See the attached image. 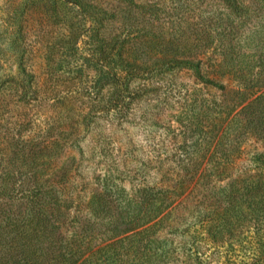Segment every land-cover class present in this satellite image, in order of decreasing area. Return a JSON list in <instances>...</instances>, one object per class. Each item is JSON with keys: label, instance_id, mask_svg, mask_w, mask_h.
<instances>
[{"label": "rangeland", "instance_id": "obj_1", "mask_svg": "<svg viewBox=\"0 0 264 264\" xmlns=\"http://www.w3.org/2000/svg\"><path fill=\"white\" fill-rule=\"evenodd\" d=\"M262 2L248 17H235L226 0H0V204L21 203L28 215L41 187L71 196L63 221L69 236L90 216L96 195L112 197L117 216L138 212L135 203L146 194L177 195L153 238L166 248L194 236L204 243L205 224L194 215L206 208V196L247 194L264 180V100L258 99L264 86L250 89L238 77L264 75ZM115 10L123 20L134 14L132 49L151 57L150 71L130 81L121 123L110 121L116 143L98 139L95 122L82 126L78 109L107 98L105 67L92 62V24ZM196 65L215 82L198 78ZM79 83L87 87L82 97ZM41 84L59 89L54 103L41 102ZM95 85L102 86L98 95ZM97 121L107 125V118ZM255 198L264 205L262 188ZM239 203L234 236L219 245L207 241L196 257L201 264L214 250L218 258L209 264H248L259 256L263 214H252L249 199Z\"/></svg>", "mask_w": 264, "mask_h": 264}, {"label": "trees", "instance_id": "obj_2", "mask_svg": "<svg viewBox=\"0 0 264 264\" xmlns=\"http://www.w3.org/2000/svg\"><path fill=\"white\" fill-rule=\"evenodd\" d=\"M129 1L133 3V0ZM226 1L235 6V17H248L252 5H255L254 9L257 10L263 5V0H255L252 5L244 4L243 0ZM241 11H244L243 16L239 13ZM130 16L123 20L120 12L115 10L110 17H94L91 49L94 59L91 60L100 67H105L102 71L104 85H107V98L95 97L88 101L86 107L78 106L79 116L82 114L81 125L87 128L95 122V127H101L96 132L98 139L109 138L110 142L115 143L116 137L113 135L117 133V126L111 125L110 121L121 123L125 112V92L130 81L149 72L151 68V63H148L151 58L149 53H137L132 49L130 41L133 37L129 29L135 24V19L132 12ZM205 40L211 39L207 35ZM230 42L235 41L230 39ZM194 72L206 82H215L209 79L198 65L194 67ZM219 76L222 74L219 73ZM238 77L247 81L250 89L264 86V75L256 76V81L253 77H247L246 73H241ZM76 88L80 97L87 90L81 83ZM93 88L97 89L95 94L98 95L102 86L95 85ZM58 98L59 89L55 84H41V102L54 103ZM258 99L264 100V97L259 95ZM84 111L86 113H82ZM88 116L90 120L84 122ZM100 118H107V125L100 126L98 121L96 122ZM262 123L264 115L259 118V124ZM78 146L82 157L84 150ZM99 154L106 156L103 147ZM94 155L95 153H92L89 158ZM256 181V184L250 186L247 194L227 192L223 196H206V208L197 210L194 215L197 221L205 224V242H199V237L194 236L187 239L183 245L173 248H166L153 236L157 232L155 226L164 218V211L176 200L177 195L146 194L135 203L138 207L141 206L138 212L125 211L118 216L114 214L115 201L112 197L108 194L96 195L98 201L89 209L90 216L83 221L80 230L67 236L64 230V213L73 197L61 198L55 191L52 192L53 188L43 190L41 187V199L34 202L31 206L33 210L29 211L28 215H25L27 209L21 210V203L15 209L7 204H0V264H201L196 257L207 250V241L219 245L224 238L234 236L237 229L233 217L241 209V199H249L253 215L262 217L263 214L264 217V205L259 207L260 203L255 198L260 188L264 191V180L258 178ZM258 183L261 185L258 186ZM40 202L41 207L38 206ZM221 206L226 207L225 213L221 211ZM109 212L113 214L106 221L104 214ZM152 220H155L152 225L144 227ZM263 247L264 245L259 256L248 264H263ZM217 258L218 253L214 250L210 253V261L205 264Z\"/></svg>", "mask_w": 264, "mask_h": 264}]
</instances>
